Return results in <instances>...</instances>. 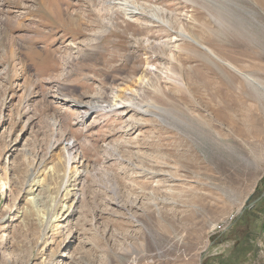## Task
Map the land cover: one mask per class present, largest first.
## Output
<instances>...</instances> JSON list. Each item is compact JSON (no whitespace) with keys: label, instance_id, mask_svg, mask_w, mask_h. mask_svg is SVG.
Returning a JSON list of instances; mask_svg holds the SVG:
<instances>
[{"label":"rangeland","instance_id":"1","mask_svg":"<svg viewBox=\"0 0 264 264\" xmlns=\"http://www.w3.org/2000/svg\"><path fill=\"white\" fill-rule=\"evenodd\" d=\"M0 264H264V0H0Z\"/></svg>","mask_w":264,"mask_h":264},{"label":"bare ground","instance_id":"2","mask_svg":"<svg viewBox=\"0 0 264 264\" xmlns=\"http://www.w3.org/2000/svg\"><path fill=\"white\" fill-rule=\"evenodd\" d=\"M123 7L125 8V11H127V14L131 15L133 14L134 16H136L141 24H150L152 22V19L151 17H143V12L139 11V10H136V8L134 6H132V4L130 5L129 3L125 2L123 3ZM154 10V9H153ZM155 13V12H154ZM170 13V12H169ZM160 14V13H159ZM146 15V14H145ZM144 15V16H145ZM148 15H149V12H148ZM161 15V14H160ZM157 16V15H156ZM171 16V15H170ZM167 18V17H166ZM169 18V17H168ZM173 18V17H172ZM164 20V19H163ZM162 20V21H163ZM132 21V20H131ZM134 21V20H133ZM155 20H153L154 22ZM160 22V21H158ZM155 23V22H154ZM163 22H160L158 24H160L159 26L161 27V29L165 26V25H162ZM165 23V22H164ZM167 23V22H166ZM168 23H169V20H168ZM167 23V24H168ZM102 24H97L96 26H99L101 27ZM169 25V24H168ZM69 26V25H67ZM150 27V26H149ZM167 27V25H166ZM176 31V30H175ZM178 38V37H177ZM147 41V40H145ZM153 41V40H152ZM148 42V41H147ZM151 43V42H150ZM169 43V42H168ZM150 45V44H149ZM152 45V44H151ZM168 44L165 43V41H158L155 46L158 47L159 51L162 53L164 50H168L169 49V46H167ZM78 48V47H77ZM168 48V49H167ZM91 49V48H90ZM69 51L71 49H68ZM164 51V52H165ZM76 52L80 53V50H76ZM151 58V57H150ZM257 59H262V58H257ZM69 63V61H68ZM67 63V64H68ZM52 67V64L50 63H46L45 65V68H51ZM240 73L242 71H239ZM169 78V77H168ZM143 84V83H142ZM147 85V84H146ZM143 88V87H142ZM107 89H109V92H107L105 90V94L108 95V98L109 100L107 101V103L101 105V100L99 101L98 99H94V100H91L90 102H87V103H84L82 102L81 100H78L77 98H73L72 96L70 97V94H63L62 96H64L63 98H59L62 102L64 103H70L71 105L73 104L77 109L78 111L81 113V118L83 119L84 117L86 118L88 114H92L94 112H101L103 113L104 110H107V112L105 113H111V114H117V113H120L122 114L123 112H125L126 110H130V107L134 106V104H136L138 106V109H143L144 108V104H142L141 102L140 103H135L134 102V99L137 98V96L140 94V91L137 89V88H131L130 92L129 93H126L125 91H123V93H118L117 90H116V87L111 85L109 86ZM126 90V89H125ZM127 91V90H126ZM69 96V97H68ZM140 96V95H139ZM97 98V97H96ZM89 101V100H88ZM134 102V103H133ZM137 110V109H136ZM147 111V110H146ZM79 117V116H78ZM100 117V116H99ZM74 140L70 141V142H67V147H66V152L68 153V163L72 162L73 160L77 159V155L74 154ZM37 187L34 189V186ZM31 186V185H30ZM42 187V184L39 185V183L37 182V180H34L32 186L29 188V193L30 192H34L36 191L38 188L41 189ZM38 194H36L37 196ZM35 197V196H34ZM32 197V199L34 198ZM68 210V208L62 210V213H61V216L60 218L64 217L65 216V212ZM68 214V213H67ZM70 215V214H68ZM67 216H65V218L63 219H66ZM59 218V219H60Z\"/></svg>","mask_w":264,"mask_h":264},{"label":"built area","instance_id":"3","mask_svg":"<svg viewBox=\"0 0 264 264\" xmlns=\"http://www.w3.org/2000/svg\"><path fill=\"white\" fill-rule=\"evenodd\" d=\"M223 223H225V222H223Z\"/></svg>","mask_w":264,"mask_h":264}]
</instances>
